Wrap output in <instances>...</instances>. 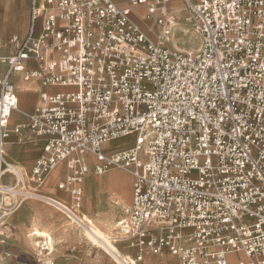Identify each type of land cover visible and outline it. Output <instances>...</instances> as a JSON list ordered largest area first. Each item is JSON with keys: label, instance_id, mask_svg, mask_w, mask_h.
Listing matches in <instances>:
<instances>
[{"label": "built area", "instance_id": "obj_1", "mask_svg": "<svg viewBox=\"0 0 264 264\" xmlns=\"http://www.w3.org/2000/svg\"><path fill=\"white\" fill-rule=\"evenodd\" d=\"M169 1H30L26 33L11 35L0 55V245L3 218L26 200L50 201L83 224L85 175L122 168L133 179L131 204L111 239L133 249L128 264L146 254L264 264V0H181L200 40L187 51L170 45ZM135 5L146 7L153 36ZM16 73L40 81L31 111L19 108ZM13 112L24 120L11 123ZM11 133L43 140L25 176L6 161ZM125 135L129 145L104 149ZM62 163L64 206L40 190Z\"/></svg>", "mask_w": 264, "mask_h": 264}, {"label": "rangeland", "instance_id": "obj_2", "mask_svg": "<svg viewBox=\"0 0 264 264\" xmlns=\"http://www.w3.org/2000/svg\"><path fill=\"white\" fill-rule=\"evenodd\" d=\"M119 1H124V0H119ZM183 11V10H182ZM3 12V9L0 7V14ZM181 16L180 18H177L175 16V19L177 21H180V25H177L173 28L172 30V36L170 38V45L172 48H179V50H194L197 48L198 44L200 43L199 37L195 35L189 25V23L185 22L184 20V15L186 14L184 11L180 12ZM136 14L139 16L141 19L138 23L141 25L143 30L148 34L152 35V31L148 28V24H150V20H147L146 17H144L145 14V8L143 6H137L136 7ZM143 16V17H142ZM181 19V20H180ZM182 21V22H181ZM176 48V49H177ZM22 119V118H21ZM131 138H118V140L110 141V147L113 149H118L121 146H124L128 144L129 140ZM13 138L11 140H8L10 144H8L5 148V151L7 153V161L12 165H16L18 168L22 169L24 172L26 167L22 164L17 163V160H22L19 157H17V151L16 147L20 148L23 153L32 151L34 158L36 155L40 154L41 152L38 150V144H34L36 141V138L32 136V142L29 143V145H26L25 147H20L13 142ZM109 145V144H108ZM90 164L92 165L94 163V160L91 156H86ZM30 164V163H29ZM24 167V168H22ZM64 170L61 169L58 171V173L55 174V177L53 179H57V174H63ZM116 178L118 181V187H113V182H109L110 189H108V184H106L104 176L106 174H103L101 176H97L100 179V187L99 190L91 191L89 187L86 189L85 188V193H84V207L82 210V213L86 211V203H85V198L87 201L91 200V198L99 197V203L95 206L94 212H99V216H103L109 210L112 206L110 205V202H115L119 201V205L116 204L115 208L116 211V217L112 218L110 221L111 222V227H113L115 230L114 232H117V228L114 227V224L119 221V219L122 217L121 210L122 207H127L128 200L130 196L126 193L123 194L124 190H126L127 187V181H128V175L130 174L122 169L119 170H113L110 171V175L116 174ZM126 173L128 175H126ZM109 175V176H110ZM131 177V176H130ZM91 180L94 183V176L88 173V177L86 180ZM119 179V180H118ZM90 185L91 183H86V185ZM120 184V185H119ZM30 186V185H28ZM113 188V189H112ZM108 191V192H107ZM92 192V193H91ZM48 195V194H46ZM86 196V197H85ZM110 197V198H108ZM35 201L36 204L40 205L41 207H48L51 206L49 204H46L44 201L41 200H35V199H30L23 201L21 203V207H19L16 211H14L11 214L6 215L3 218V237L2 239L4 240V245L2 248L3 251V264H64L65 261H68L69 259H74L78 260L81 258L85 263L84 264H114L112 262V258L105 256L104 253H102L97 247L93 241L88 238L86 235H84L81 227L77 224V222L72 221V219L66 214V217L63 213L58 212L59 215L63 216L64 221H66V224L63 228L62 231H59L57 229H54V234L57 235L58 237H55L52 233V231H49V235L51 236L52 240V245H53V250L45 249L47 245H45V239L44 238H35L34 235L30 234L32 231V228H34L35 225H37L38 230H45V224L40 221V219L35 220L34 218L30 217L28 212L24 211V205L25 202L27 201ZM110 201V202H109ZM52 207V206H51ZM105 209V210H104ZM87 215V214H85ZM89 216V215H87ZM91 216V215H90ZM121 216V217H120ZM83 217V216H82ZM92 218L88 219L90 223H96L100 228L104 227V222L108 223V221H103L102 218L105 217V215L102 218H95L91 216ZM99 222H96V220ZM107 219V218H105ZM55 226L58 225L57 223L54 224ZM113 236H118V233L113 235ZM62 237V238H61ZM58 238V239H57ZM60 239V240H59ZM42 241L39 245L35 244L36 241ZM112 240V239H111ZM44 243V244H43ZM114 246L119 250V253L122 254L123 256H127L126 262L131 261V257L128 254V244L127 241L122 240L120 242H113ZM51 251V252H50ZM50 252V253H49ZM7 255H6V254ZM70 253V254H68ZM163 258H166L167 256H160ZM239 258H242L241 255L238 254H233L229 256L230 261L236 262ZM146 262V261H145ZM175 261L173 260H168L165 262H159L157 264H174ZM78 264V263H77ZM136 264H144L143 261L136 263ZM147 264H155L154 262H148Z\"/></svg>", "mask_w": 264, "mask_h": 264}, {"label": "crops", "instance_id": "obj_3", "mask_svg": "<svg viewBox=\"0 0 264 264\" xmlns=\"http://www.w3.org/2000/svg\"><path fill=\"white\" fill-rule=\"evenodd\" d=\"M30 1L31 0H0V7H1V9H3V12L0 14V55H7V54H9V52H10L11 49H10V46L7 45V42H8L9 37L11 35H13V34L24 35L26 33V31L28 29V26L27 25H28V20H29V13H30V9H29V7H30ZM116 1L121 6H125L127 4V2H128V0H124V1L116 0ZM137 6H143L145 8L144 17L146 15V7L144 5H135V7H134V17H135V20L137 22H139L141 19L136 14V7ZM168 9H169V13L171 14L172 20L175 21L176 23H178V25H180V23H179L180 21H177L175 19V16L177 18H180V17H182L180 12H183L184 11L186 13L185 5H183V3L181 2V0H170L168 2ZM185 16H186V14L184 15V18H185ZM151 24L153 25L152 20L150 19V24L147 25L148 28H149V26ZM175 26H177V25L175 24ZM155 30H151L152 31V35L151 36L154 35V33H155L154 31ZM175 48H177V47L175 46ZM177 49H179V48H177ZM37 65L38 64L36 62H33L31 60H28L27 63H26V66H28L29 68H36ZM6 70H7V66L4 65V64H2V63H0V77L5 74ZM12 80H14V82H15L16 94H17V98H19V108L21 110L25 111V112L31 111L34 108V106L39 101L38 93H39V91L41 89L39 79H37V78H30V79H28V81H25V80H22V77H21V75L19 73H16V74H14L12 76ZM11 116H12L11 117V123L24 120V118L22 117V115H19V113H17V112H13ZM17 137H18V135L16 133H11L10 137L6 140V144L4 145V151H5L6 146L8 144H10L8 140H11L12 138L14 139L12 143L17 144L20 147H25L26 145H29V143L32 142V140H29L28 142L20 143L19 141H17ZM124 138H128V137H124ZM129 138H131V137L129 136ZM131 142H132V138L129 140L128 144H126L124 146L129 145ZM38 143H39L38 150L41 152V147L43 145V140L36 139V141H35L34 144L36 145ZM108 144H105L104 145V149L106 151L114 150L113 148H109L110 147V143H108ZM121 147H123V146H121ZM16 151H17V157H19L20 159H22V160H17L16 162L19 163V164H22V165L25 164L24 166H28L26 168L22 167V168L25 169V171L23 172L22 169L18 168L14 164L11 165L7 161V153L5 151L6 161L11 166H13L18 171V173H20V175L25 176L26 174H28L30 172V167L32 166L35 158L39 154L36 155L34 158H32L34 156V154H33L32 151L26 152V150H25V153H23L22 150L19 147L18 148L16 147ZM93 160H94V158H93ZM55 168H56V170L54 171L55 173L52 172V174H50L46 178L45 182L41 185L40 190H41L42 193L48 194L50 196H53V197L59 199V201H61L63 203L71 204L70 203L71 200H70L69 193L68 192L65 193L64 191L60 190L58 188V186H57V183L60 182V181H62V180H64L65 176L67 175V173L69 171H68V169L65 167V165L63 163L62 164H59ZM61 169L64 170L63 174H61V175L60 174H57V179H53L55 177V174L58 173V171L61 170ZM89 172H90V174H92L94 176V183L91 180H89V179L86 180L87 177H88V173ZM89 172L85 175V177L83 179V182L81 184L82 187H83L84 193H85V188L86 187L87 188L89 187V189H91V184H95L96 185L95 186V189H91V191L94 190L95 193H96V191L99 190V187H100V185H99L100 179L97 176H101L103 174H106V175L104 176V178H101V179L102 180L103 179L106 180V184H108V189H110V187H109V185H110L109 184L110 171H108L106 173H103L101 175H96L93 172L92 169ZM126 175H128V174L126 173ZM130 176L128 175V177H129L128 178V181H127V184L128 185L126 187V190H124V192H123V194H126L127 193L130 196V198L128 200L127 206L130 205V203H131L130 201H131L132 189H133V184H132L133 179H132V176L131 177ZM12 180H13V178L9 177L8 175H6L5 178H4V181L5 182L12 183ZM89 182L91 184L90 185H88V184L86 185V183H89ZM84 193H83V199H82V206H81V208L79 210L80 215L83 216L84 214H87L89 216L91 215V216H93L95 218H99L100 217L99 214H101L100 213L101 211H99L97 213L93 211L94 208H95V206L99 203V200H100V198L97 197V195H96V197L91 198V200H89V201H87L86 198H85V203H86V208L87 209H86V211L84 213H82V210H83V207H84ZM108 198H110V197H108ZM51 206L41 207L40 205L36 204L35 201L31 200V201H27V203L25 202L24 211L28 212V214L30 215V217L34 218L35 220L40 219V221H42L45 224V230L41 229L39 231H44L48 235H49L48 232L49 231H52L53 235L55 237H58L57 236L58 233H57V235L54 234V229H57L59 231H62L63 228H64V226H65V224H66V221H64L63 216L62 215H59L58 212H61L64 215H65V213L63 211H61L60 209H58L57 207H55L53 205H51ZM122 208H124V207H122ZM110 211H112V212L113 211H116L117 212V210H115V208H112L111 207L109 210H107V212L105 214H103V216L105 215L106 217H103L101 215L100 218L103 217L102 220H104V221H105V218H109L108 220L106 219L108 221V223L110 221H112L113 220L112 218H115L116 217V212L115 213L113 212L114 215H113V217H111V215L109 213ZM121 212H122V210H121ZM121 216H122V214H121ZM65 217H66V215H65ZM96 222H99V221L96 220ZM55 223H57L58 225L55 226L54 225ZM36 226L37 225H35L34 228L37 229ZM34 228H32V230ZM32 235H34V234H32ZM34 237H35V235H34ZM35 238H37V237H35ZM50 238H51V236H50ZM45 242H49V239L46 238L45 239ZM3 243L0 245L1 258H3V256H4L3 255V251H2V248H3V245H4ZM45 245H47V244H45ZM45 248H48V245ZM49 250H51V249L49 248ZM133 252H134L133 249L128 248V254L127 255L132 256ZM102 253H104V252H102ZM68 254H70V253H68ZM105 256H107V255L105 254ZM160 256H164V255L152 256V255L146 254L145 258L142 261H143L144 264H147L148 262H151V263L154 262L155 264H157V263H159L161 261L162 262H165V261H168V260L175 261V258L171 257L170 255H166L167 256L166 258H163V257H160ZM108 257H110V256H108ZM142 261H140V262H142ZM112 262H113V260H112ZM77 263L78 264H84L85 262L81 258L79 259V261L78 260H74V259H69L68 261H65L64 262V264H77ZM2 264H3V262H2ZM101 264H103V263H101Z\"/></svg>", "mask_w": 264, "mask_h": 264}, {"label": "bare ground", "instance_id": "obj_4", "mask_svg": "<svg viewBox=\"0 0 264 264\" xmlns=\"http://www.w3.org/2000/svg\"><path fill=\"white\" fill-rule=\"evenodd\" d=\"M172 19V18H171ZM172 23H174V25H178V23H176L175 21L172 20ZM131 137V135H125V136H121V137H118V138H124V137ZM114 140H118V139H112L110 141H114ZM11 168V167H10ZM119 169H122V168H114V169H111V170H108V171H112V170H119ZM56 170L53 169L49 174H52L55 173L54 171ZM124 170V169H122ZM108 171H105L103 173H106ZM126 171V170H125ZM128 172V171H127ZM101 173V174H103ZM129 173V172H128ZM130 174V173H129ZM116 174H112L109 176V182H113V187H118V181H117V178H116ZM47 176V177H48ZM119 180V179H118ZM110 184V185H112ZM109 185V187H110ZM120 185V184H119ZM95 184H91V189H95ZM43 195L46 197V198H49V199H52L53 201H55L56 203H59L61 205H63V203H61L59 201V199L53 197V196H50V195H46L43 193ZM120 201V200H119ZM119 201H115V202H110V205L112 207H116L119 203ZM45 202V201H44ZM46 204H50V205H53L50 203V201L48 202H45ZM131 204V203H130ZM54 206V205H53ZM64 206V205H63ZM129 206V205H128ZM114 212V211H113ZM113 212L110 211V215L111 217H113ZM109 215V214H108ZM106 217V216H105ZM92 217L90 216H87V215H83V217L81 218V220L83 221V224L79 223V227H81L84 235H86L88 238H90L93 243H95L97 245V247H99L100 250H102V252H104L107 256H110V258H112L113 262H115L116 264H128L125 260H127V256H123L122 254L119 253V251L116 249V246H114V244L112 243V240L111 238L112 237H115L113 235L117 234V232L115 233L114 232V228L111 227V222L109 223H104V227L103 228H100L96 223H90L88 219H90ZM109 218H107L108 220ZM106 220V219H105ZM106 220V221H107ZM104 221V220H103ZM118 222V221H117ZM117 222L114 224V227L117 226ZM34 231L31 232L30 236L32 234L35 235V237L37 238H48L49 239V242H45V244L48 245V248H45V249H53V246H52V239L50 238V236L44 232V231H39L37 230L36 228L33 229ZM42 241H36L35 244L39 245ZM44 244V243H43ZM114 263V264H115Z\"/></svg>", "mask_w": 264, "mask_h": 264}]
</instances>
